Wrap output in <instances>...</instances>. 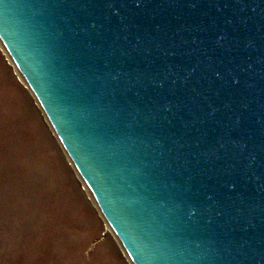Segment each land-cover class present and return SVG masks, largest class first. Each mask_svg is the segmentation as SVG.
I'll return each instance as SVG.
<instances>
[{
    "label": "water",
    "instance_id": "obj_1",
    "mask_svg": "<svg viewBox=\"0 0 264 264\" xmlns=\"http://www.w3.org/2000/svg\"><path fill=\"white\" fill-rule=\"evenodd\" d=\"M0 47L130 264H264V0H0Z\"/></svg>",
    "mask_w": 264,
    "mask_h": 264
},
{
    "label": "rangeland",
    "instance_id": "obj_2",
    "mask_svg": "<svg viewBox=\"0 0 264 264\" xmlns=\"http://www.w3.org/2000/svg\"><path fill=\"white\" fill-rule=\"evenodd\" d=\"M0 264H130L1 47Z\"/></svg>",
    "mask_w": 264,
    "mask_h": 264
},
{
    "label": "bare ground",
    "instance_id": "obj_3",
    "mask_svg": "<svg viewBox=\"0 0 264 264\" xmlns=\"http://www.w3.org/2000/svg\"><path fill=\"white\" fill-rule=\"evenodd\" d=\"M8 59H9V57H8ZM9 61H10V59H9ZM11 62V61H10ZM12 63V62H11ZM18 75H19V73H18Z\"/></svg>",
    "mask_w": 264,
    "mask_h": 264
}]
</instances>
